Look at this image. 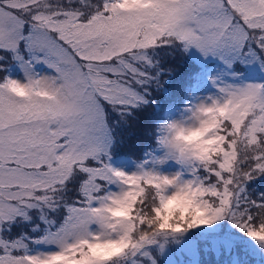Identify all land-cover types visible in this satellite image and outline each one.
Here are the masks:
<instances>
[{"label":"snow or ice","instance_id":"1","mask_svg":"<svg viewBox=\"0 0 264 264\" xmlns=\"http://www.w3.org/2000/svg\"><path fill=\"white\" fill-rule=\"evenodd\" d=\"M0 264H264V0H0Z\"/></svg>","mask_w":264,"mask_h":264}]
</instances>
